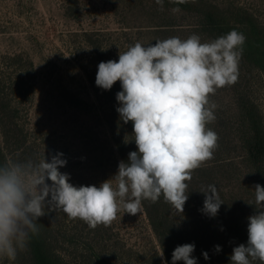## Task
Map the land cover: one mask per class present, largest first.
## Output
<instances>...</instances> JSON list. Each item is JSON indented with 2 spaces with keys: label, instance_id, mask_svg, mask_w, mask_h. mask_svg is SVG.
<instances>
[{
  "label": "clouds",
  "instance_id": "obj_1",
  "mask_svg": "<svg viewBox=\"0 0 264 264\" xmlns=\"http://www.w3.org/2000/svg\"><path fill=\"white\" fill-rule=\"evenodd\" d=\"M156 3L163 7V0ZM245 41L235 29L204 43L196 34L186 40L171 37L154 45L137 42L120 52L118 61L100 62L95 84L110 90L120 82L116 111L124 124L132 122L137 150L99 187L70 183V174L60 171L67 163L61 152L0 163V258L15 261L39 234V218L52 212L62 211L95 229L110 226L120 211L137 215L142 201L155 203L163 196L183 213L189 198L186 181L218 147V134L207 127L217 108L209 97L237 83ZM254 190L257 211L247 218V244L233 248L230 264H264V187L256 184ZM200 192L205 197L201 211L215 217L224 203L217 187L208 185ZM215 250L220 252L221 246ZM194 251L193 243L177 246L172 264H197ZM202 255L209 258L207 252Z\"/></svg>",
  "mask_w": 264,
  "mask_h": 264
},
{
  "label": "rangeland",
  "instance_id": "obj_2",
  "mask_svg": "<svg viewBox=\"0 0 264 264\" xmlns=\"http://www.w3.org/2000/svg\"><path fill=\"white\" fill-rule=\"evenodd\" d=\"M235 1L252 9L264 22V0ZM141 2L0 0V77L8 79L11 90L24 88L18 101L21 119L30 130L33 159L63 153L67 163L60 171L70 174L69 182L75 186L99 187L112 178L122 161L115 138L128 133L126 127H113L119 124L112 117L113 104L106 90L95 84L98 64L118 61L119 53L137 42L147 46L196 34L204 43L189 15L175 14L174 25L163 26V21L150 15L152 11L148 13L147 1ZM117 84L119 81L107 91L112 92ZM238 90L257 105L264 124V74L253 71L243 76ZM209 99L217 105L216 120L211 124L225 140L224 150L242 154L226 137L229 130L224 127V119L237 116L233 87L220 88ZM221 121L223 125H218ZM237 167L243 171V198L253 199L251 208L256 209L253 194L246 190L249 172L244 164ZM59 213L44 216L51 221L55 218L56 248L73 246L66 242L74 235L79 244L88 241L108 248L114 253L115 264H150L154 262L149 257L152 251L162 254L143 208L137 215L120 211L110 226L100 230L99 241H93L97 231L84 221L65 220ZM6 259L0 258V263Z\"/></svg>",
  "mask_w": 264,
  "mask_h": 264
},
{
  "label": "trees",
  "instance_id": "obj_3",
  "mask_svg": "<svg viewBox=\"0 0 264 264\" xmlns=\"http://www.w3.org/2000/svg\"><path fill=\"white\" fill-rule=\"evenodd\" d=\"M134 1L143 4L141 0ZM145 1L148 3V13L152 11L150 15L163 21L165 23L163 26L172 27L175 14H186L195 19L194 29L204 42L224 36L233 29L242 32L246 37L239 63L238 81L232 85L233 95L237 97L235 105L237 116L236 119L230 117L224 119V127L229 130L226 137L242 154L226 152L225 140H221L215 124L210 123L207 127L218 134V147L213 158L195 169L191 174L192 179L186 181L189 198L184 205L183 213H178L165 202L163 196L155 203L142 201L143 210L164 258H161L159 251L154 250L149 256L154 262L150 264H172L174 249L187 243L195 245L192 256L197 259V264H230L229 258L233 248L239 244H247V218L257 211L251 208L253 199L243 198V171L237 166L243 168L244 164L248 170L251 181L246 190L253 194V198L255 185L260 184L264 187L263 118L251 98L245 93L239 94L238 90L243 76L253 71L264 74V22L252 9L235 0H186L182 4H177L174 0H163L162 8L156 0ZM119 91L120 82L112 92L106 90L105 95L113 104L112 117L119 123L113 127L121 130L128 128L127 135L119 134L115 138L121 159L127 161L128 153L136 151L137 148L133 140L132 122L124 124L116 111L120 106L116 100V93ZM24 93V88L21 87L11 90L8 79L0 77V163L33 159L30 130L21 119L18 101V95L24 96ZM219 124L223 125V122ZM236 159L238 160L235 161ZM208 185L217 187L224 202L215 217H209L201 211L205 197L200 191ZM59 214L67 220L65 213ZM51 222L49 218H39L40 232L31 238L28 247L18 253L15 261L6 259L0 264H115L114 253L108 248L97 247L88 241L79 244L74 235L66 242L73 246L56 248L54 243L57 240L53 235L55 225ZM55 223L59 225L58 220H55ZM103 228V225L95 228L97 232L93 241H99L96 237ZM216 245L221 246L218 253L215 250ZM204 252L208 253L207 260L202 255ZM176 264H183V261H177ZM251 264L261 262L255 260L251 261Z\"/></svg>",
  "mask_w": 264,
  "mask_h": 264
}]
</instances>
